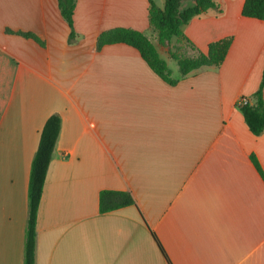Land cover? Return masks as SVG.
<instances>
[{"label": "crops", "instance_id": "1", "mask_svg": "<svg viewBox=\"0 0 264 264\" xmlns=\"http://www.w3.org/2000/svg\"><path fill=\"white\" fill-rule=\"evenodd\" d=\"M216 1L222 11L160 44L149 0H76L71 42L59 0H0V264H24L31 165L54 113L36 264H168L153 232L173 264H264V177L251 159L264 172V132L239 106L256 102L264 18L244 16L245 0ZM116 27L153 36L176 82L132 45L98 48ZM228 36L221 65L182 75L172 51L193 57ZM104 189L136 204L101 212Z\"/></svg>", "mask_w": 264, "mask_h": 264}, {"label": "trees", "instance_id": "2", "mask_svg": "<svg viewBox=\"0 0 264 264\" xmlns=\"http://www.w3.org/2000/svg\"><path fill=\"white\" fill-rule=\"evenodd\" d=\"M150 23L157 34L160 44H167L176 36L184 38L183 26L192 18L202 15L209 9L222 11L220 3L216 0H195L194 3L180 8L181 0H167L165 7L157 6L155 0H149ZM59 5L63 17L67 20L70 27V42L75 38L73 24L76 0H59ZM242 13L247 17L264 18V0H245ZM30 35L28 33H23ZM233 41V36H228L209 45L208 52H199L198 55L188 57L178 52L172 51L171 55L178 61L182 75H186L192 70L206 65L219 66L223 63ZM127 43L137 48L148 63L150 68L159 74L163 79L170 83H175L167 61L161 57L153 41L143 32L134 28L116 27L103 31L97 41V47L101 48L106 44ZM190 45L194 44L188 40ZM264 71L259 89L253 97L256 102L251 103L249 98L243 97L239 101V106L243 112L245 121L255 135L264 132ZM61 129V117L58 113L50 115L41 130L40 140L36 154L33 158L29 179V212L25 236V260L24 264H36V243H37V219L40 202L44 190V184L48 168L52 159L53 151L58 140ZM251 159L264 177V172L257 157L252 154ZM136 204L135 198L130 191L104 189L100 192L99 205L101 212L112 211L121 207ZM153 236L158 246L164 253L168 264H173L162 246L160 240L153 232Z\"/></svg>", "mask_w": 264, "mask_h": 264}, {"label": "rangeland", "instance_id": "3", "mask_svg": "<svg viewBox=\"0 0 264 264\" xmlns=\"http://www.w3.org/2000/svg\"><path fill=\"white\" fill-rule=\"evenodd\" d=\"M152 41L156 42L155 38L153 36L149 37ZM157 43V42H156Z\"/></svg>", "mask_w": 264, "mask_h": 264}]
</instances>
